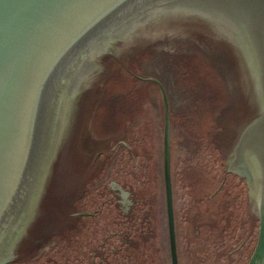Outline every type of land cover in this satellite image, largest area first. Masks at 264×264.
<instances>
[{
    "label": "water",
    "instance_id": "95a60500",
    "mask_svg": "<svg viewBox=\"0 0 264 264\" xmlns=\"http://www.w3.org/2000/svg\"><path fill=\"white\" fill-rule=\"evenodd\" d=\"M255 109L235 149L245 183L219 145ZM70 148L55 184L84 178L75 205L96 215L13 264H264V0H0V264ZM112 183L131 220L104 201Z\"/></svg>",
    "mask_w": 264,
    "mask_h": 264
},
{
    "label": "flooded vegetation",
    "instance_id": "af4514ba",
    "mask_svg": "<svg viewBox=\"0 0 264 264\" xmlns=\"http://www.w3.org/2000/svg\"><path fill=\"white\" fill-rule=\"evenodd\" d=\"M132 72V71H131ZM133 73V72H132ZM135 74V73H133ZM137 75V74H136ZM133 77V76H132ZM134 78V77H133ZM154 78V77H153ZM136 79V78H134ZM156 79V78H155ZM138 80V79H136ZM158 80V79H157ZM140 81V80H139ZM159 81V80H158ZM144 82V81H143ZM160 82V81H159ZM150 83V82H147ZM161 83V82H160ZM153 84V83H150ZM155 87H157L155 84H153ZM162 85V84H161ZM163 87V85H162ZM164 89V88H163ZM159 90V89H158ZM165 91V90H164ZM160 93V92H159ZM248 112V113H247ZM241 111L239 114H235L232 117H230V134L228 136V139L226 138L221 142L220 149L221 153H224V148L226 149V156H225V166L227 173H231L234 175H237L243 181L246 183V179L238 175L237 168H235V149L237 147L238 139L244 131V129L249 125L255 118H257L261 111ZM251 113V114H250ZM233 136V137H232ZM229 148V149H228ZM71 148L70 149H62L59 153L60 163L58 162V165H56L55 162L53 173L51 176V180L49 182L48 186V192L45 196V201L43 205L41 206V212L38 216V219L35 221V223L29 228L27 231L28 235L23 244L21 245L18 259L10 264L13 263H20V262H26L28 261L25 257V254L30 253L34 248H40L44 243H47L50 237L56 233L55 229L56 227H65L63 231H70L74 230L77 231L80 228L81 225V218L85 216H94L96 214H91L87 212H80L76 208V201L81 198L84 195V178L77 179L75 178V173L73 171H67V177L65 179V182L61 183L60 186H56L55 182L59 179L58 175L59 172H56V169L60 167L61 163L64 162L65 157L67 155L69 156V161H72L73 155H71ZM73 166H75V159L72 161ZM91 166L88 167L86 170V174L90 172L94 167V163L90 164ZM250 171L252 174L256 171L253 163L249 161L248 165ZM75 169V167H74ZM236 169V172L233 171ZM71 174V175H70ZM54 176L56 178L54 179ZM81 176V175H80ZM54 183V184H53ZM247 191H248V203H249V211L252 207H255V214H256V205L254 198L251 197L249 188L247 185ZM61 190V191H60ZM62 194V196L59 198L57 196V192ZM110 195L104 199L106 203L113 202L114 208L119 210L120 213H124L125 220H131L132 219V207L134 205V201L128 199V195H131L129 192L125 191L121 186H118L115 183H112L109 188ZM64 196V197H63ZM253 216V220H258L257 215ZM117 234L120 236V233H113L114 236H117ZM112 235V234H111ZM125 239V236H124ZM108 238L104 237L101 243L98 247L94 248L93 254L94 257L100 258L101 262L106 260V253L103 251L105 249L106 243H108ZM244 240L241 241V243L236 247V249L232 250L231 252H237L244 246ZM23 250V251H22ZM22 256V257H21ZM83 257H80L78 260V264H83L82 259ZM91 264H97L96 262H92Z\"/></svg>",
    "mask_w": 264,
    "mask_h": 264
},
{
    "label": "trees",
    "instance_id": "16d2710c",
    "mask_svg": "<svg viewBox=\"0 0 264 264\" xmlns=\"http://www.w3.org/2000/svg\"><path fill=\"white\" fill-rule=\"evenodd\" d=\"M37 251H38V248H34V250H32L30 253L25 254V257L24 258H27V260H30L31 258H33L36 255Z\"/></svg>",
    "mask_w": 264,
    "mask_h": 264
}]
</instances>
